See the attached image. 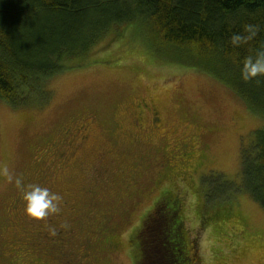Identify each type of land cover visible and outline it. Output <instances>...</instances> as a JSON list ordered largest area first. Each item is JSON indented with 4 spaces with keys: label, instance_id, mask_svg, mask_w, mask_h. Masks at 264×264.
Returning <instances> with one entry per match:
<instances>
[{
    "label": "rangeland",
    "instance_id": "374dc122",
    "mask_svg": "<svg viewBox=\"0 0 264 264\" xmlns=\"http://www.w3.org/2000/svg\"><path fill=\"white\" fill-rule=\"evenodd\" d=\"M132 27L122 31L128 44L106 47L109 35L97 41L90 56L65 60L68 68L43 83L44 103L0 101V168L25 186L49 187L81 208L100 153L124 172L102 178L93 209L128 213L125 221L110 219L121 246L99 252L92 264H140L143 223L156 215L165 189L178 204L172 219L180 220L191 264H264V210L243 188L240 175V155L252 152L263 119L213 75L175 60L164 48L148 47L137 36L145 34ZM144 105L160 111L164 138L134 126L135 110L148 112ZM80 130L88 136L83 144ZM65 142L71 150L79 144L74 160L52 163L49 149ZM183 145L191 163L177 161V173L159 177L163 152L174 159L179 153L171 150ZM9 207L24 209L21 191L0 175V264H57L59 259L34 246L30 250L20 235H8Z\"/></svg>",
    "mask_w": 264,
    "mask_h": 264
},
{
    "label": "trees",
    "instance_id": "16d2710c",
    "mask_svg": "<svg viewBox=\"0 0 264 264\" xmlns=\"http://www.w3.org/2000/svg\"><path fill=\"white\" fill-rule=\"evenodd\" d=\"M127 25L148 47L213 75L264 121V77L240 76L243 59L264 48V0H0V101L44 103L43 83L68 68L65 60L90 56L109 35L106 47L128 44ZM245 25L258 31L235 48L230 37L248 35ZM254 134L252 152L240 155L241 184L264 210V127ZM161 197L143 223L140 264H191L180 220L172 219L178 204Z\"/></svg>",
    "mask_w": 264,
    "mask_h": 264
},
{
    "label": "flooded vegetation",
    "instance_id": "af4514ba",
    "mask_svg": "<svg viewBox=\"0 0 264 264\" xmlns=\"http://www.w3.org/2000/svg\"><path fill=\"white\" fill-rule=\"evenodd\" d=\"M144 108L148 111L144 114L134 109V126L140 131H148L150 129L152 133L154 132L164 138L163 127L165 122L160 111L157 108H148L147 105H144ZM106 134H108V131H106ZM78 136L79 144H83L88 138L82 130L78 131ZM79 144L73 150L70 149L67 142L62 144L60 148L53 144L51 149H49L51 160H54L52 163L56 161L63 164L73 161L74 150ZM177 147V149L171 150V154L173 152L179 153L178 157H173L174 159H169L164 155L166 151L163 152L161 163H159V177L163 178L162 175L177 173V170L180 169V166H174L177 161H181L180 165L191 163V153L185 150V145ZM98 163L99 165L94 169L91 186L87 188V193H85L87 194V205L85 208L79 207L77 202L62 198L57 213L37 221L29 218L23 208L9 207L6 218L7 228H9V230L7 229L8 235L17 238L20 235L25 242L30 244V250L34 246L36 251L50 256L51 260L56 261V259H59L57 264H76L77 256L84 260H77V264L97 263L96 255L99 252L105 253L108 249L111 251L118 250L121 245L118 238L113 235L115 226L110 219L122 216L123 221H125L128 219L126 218L128 213L120 212L116 214L113 209L103 213H96L93 209L97 204L96 192L104 188L102 182L99 185L102 178L113 173H116L119 178L124 176V172L121 170L117 171L115 163L112 160H108L102 153L99 154ZM61 167L62 165L58 168ZM165 190L161 193L162 195L169 194ZM25 221L26 224L22 225ZM75 250H77L76 257ZM37 264H44V262L38 261Z\"/></svg>",
    "mask_w": 264,
    "mask_h": 264
},
{
    "label": "clouds",
    "instance_id": "9594fccd",
    "mask_svg": "<svg viewBox=\"0 0 264 264\" xmlns=\"http://www.w3.org/2000/svg\"><path fill=\"white\" fill-rule=\"evenodd\" d=\"M244 30L248 35L234 33L230 37L233 47L238 48L247 43L258 31L256 26L253 25H245ZM240 76L245 82L264 77V48L258 49L255 56H248L243 59ZM0 175L5 176L9 182H14L20 188L24 202V212L29 218L39 221L59 211L62 197L58 192H54L49 187L40 184L29 183L25 186L22 178L14 177L6 167L0 168Z\"/></svg>",
    "mask_w": 264,
    "mask_h": 264
}]
</instances>
